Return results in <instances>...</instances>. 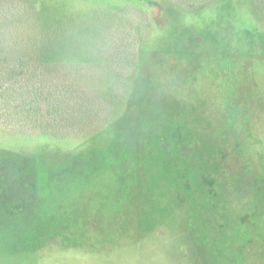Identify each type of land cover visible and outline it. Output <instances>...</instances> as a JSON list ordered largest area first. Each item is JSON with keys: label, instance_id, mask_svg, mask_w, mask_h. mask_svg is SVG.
Segmentation results:
<instances>
[{"label": "rangeland", "instance_id": "obj_1", "mask_svg": "<svg viewBox=\"0 0 264 264\" xmlns=\"http://www.w3.org/2000/svg\"><path fill=\"white\" fill-rule=\"evenodd\" d=\"M43 1L101 28L109 50L133 42L138 59L125 101L96 130L35 128L0 109L2 186L16 203L0 216V264H225L206 227L176 215L152 160L138 167L157 118L184 113L216 131L226 123L213 107L230 112L234 101L264 141V0ZM74 57L105 89L106 63Z\"/></svg>", "mask_w": 264, "mask_h": 264}, {"label": "flooded vegetation", "instance_id": "obj_2", "mask_svg": "<svg viewBox=\"0 0 264 264\" xmlns=\"http://www.w3.org/2000/svg\"><path fill=\"white\" fill-rule=\"evenodd\" d=\"M233 104L230 112L213 107L226 123L216 131L184 113L157 118L144 133L149 156L138 168L144 173L152 160L153 176L174 198L176 215L206 227L220 261L264 264V141L252 130L248 105ZM6 175L0 165V216L16 207L2 186Z\"/></svg>", "mask_w": 264, "mask_h": 264}, {"label": "trees", "instance_id": "obj_3", "mask_svg": "<svg viewBox=\"0 0 264 264\" xmlns=\"http://www.w3.org/2000/svg\"><path fill=\"white\" fill-rule=\"evenodd\" d=\"M75 25L73 15L43 0H0V109L7 118L61 132L93 130L125 101L138 59L134 43L109 50L101 28ZM73 55L80 64L93 55L106 63L105 89L89 86L86 73L71 65Z\"/></svg>", "mask_w": 264, "mask_h": 264}]
</instances>
